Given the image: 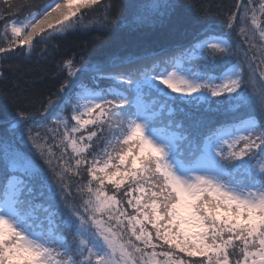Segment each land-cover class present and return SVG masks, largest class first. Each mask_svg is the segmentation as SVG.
<instances>
[{
    "label": "trees",
    "instance_id": "trees-1",
    "mask_svg": "<svg viewBox=\"0 0 264 264\" xmlns=\"http://www.w3.org/2000/svg\"><path fill=\"white\" fill-rule=\"evenodd\" d=\"M53 1L0 0V200L14 187L15 219L49 238L68 264H90L82 243L92 246L98 219L141 264L152 256L172 264L263 258V244L249 239L264 237V209L243 222L200 214L203 235L195 243L167 225L172 201L158 170L163 157L146 159L125 134L142 96L150 124L175 136L172 156L192 163L209 138L252 120L250 136L223 158L235 155L238 168L226 159L234 179L264 188V0H93L69 7L72 27L54 34L51 25L69 6L61 2L27 29L7 31L10 21ZM213 38L227 45H206ZM235 64L241 66L235 85L220 93L208 88L210 77L211 86L220 85ZM180 68L202 87L187 92L151 84ZM88 89L105 103L87 114L79 99ZM244 163L258 173H247ZM16 234L9 242L17 244ZM0 264L41 263L38 253L17 257L8 248Z\"/></svg>",
    "mask_w": 264,
    "mask_h": 264
},
{
    "label": "rangeland",
    "instance_id": "rangeland-1",
    "mask_svg": "<svg viewBox=\"0 0 264 264\" xmlns=\"http://www.w3.org/2000/svg\"><path fill=\"white\" fill-rule=\"evenodd\" d=\"M92 1L55 0L42 12L32 13L22 19L10 21L7 25V31L10 34H15L27 29L34 25L42 14L48 13L54 8L56 9L61 2H64L65 4L68 3V8L57 19V22L51 25L53 27L52 33L62 34L73 25L71 14H67L69 13V7L81 2L89 3ZM35 29L33 28L28 33L27 38H30ZM207 44L222 48L227 45V42H224L223 39L213 38L206 42ZM168 75V79L165 77L167 81L164 78H158V80L152 81L151 84L162 89L168 86L180 87L187 92H193L202 87L201 85L203 84L199 77L189 72L176 71L170 72ZM240 76L241 66L240 64H235L225 72L221 78L220 85L211 86L209 81L212 83L215 80L213 76L209 78L207 85L214 93H220L228 86L235 85ZM104 101L105 96L91 89L83 92L79 99L82 111L87 114L91 113L97 105H103ZM127 107L130 108V104ZM148 108V103L141 96L139 114L135 119H132L130 123L131 129L128 134H125V142L129 146L134 147L136 152H139L146 159L151 157L150 160L159 161L158 158L163 155L164 161L160 163L158 170L166 175L170 183V201H172L168 208L170 216L169 221L166 223L167 225H176L173 227L174 231H177L179 227L195 243L203 235L197 230L200 214H206L212 218L223 214L227 218L243 222V218H247L248 213L251 214L257 209H264V188L259 187L256 181L246 183L238 180V178L234 179L229 172L226 159L228 162L233 161L234 164H237V161L230 157L235 155L228 154L223 158V151L226 148L234 150L241 139L250 136L249 133L254 128V121H244L235 128L222 131L215 139L209 138L206 153L200 158L198 163L189 166L171 157V153L175 148V136L168 135L160 130L155 131L149 126L151 114ZM255 165L258 164L253 166ZM238 167L240 166L237 164L235 168ZM263 168L264 160H262L261 170ZM244 169L247 173H258L256 169H252L251 163H244ZM244 169L241 167V170ZM14 192V188H11L10 197L1 206L0 210V251L11 248L17 257L22 256V254L27 256L38 253L39 263L41 264H68L65 262L66 260H61L58 257L59 253L52 248L49 238H46L41 233H33L28 229H23L20 225L21 223L14 219ZM164 193H167V191ZM167 200H169L168 197ZM92 225L95 230L93 236L95 241L92 242L90 247H87L88 243L86 241L82 243V247L87 248L84 255L87 262H90V264H141L103 220L98 219ZM15 233L19 235L17 244L15 241L9 242L10 234ZM258 237H252L249 239V243H254L256 246L263 244L264 246V237L262 236L261 241ZM243 238L247 239L246 234ZM190 246L192 244H187L188 248ZM251 261L250 264H264V257L257 259L254 257ZM143 264H172V261L170 258L168 261L161 262L157 261L156 256H152L151 261H146Z\"/></svg>",
    "mask_w": 264,
    "mask_h": 264
}]
</instances>
